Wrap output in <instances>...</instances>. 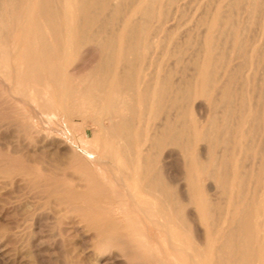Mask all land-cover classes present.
Listing matches in <instances>:
<instances>
[{
  "label": "bare ground",
  "instance_id": "obj_1",
  "mask_svg": "<svg viewBox=\"0 0 264 264\" xmlns=\"http://www.w3.org/2000/svg\"><path fill=\"white\" fill-rule=\"evenodd\" d=\"M165 1H166L165 3L167 5V9H168V5L171 6V5L178 2V0H165ZM231 1L232 2L228 1V4L226 3L227 5L230 4V7L228 6L230 9L233 8V7H231L232 6L231 4H233V6L238 5L237 0H231ZM254 1L246 0V3H245V0H244L243 1L245 3L244 8H248L249 6H253ZM261 1L258 0V2H261ZM243 2L241 3V5L243 4ZM255 2H257V0ZM263 2H261V3L263 4ZM221 3H223V2H221ZM162 4H160L159 0H0V8L1 9L3 8L4 11L6 9L7 10L13 9V13H14V10L16 7H18V6L21 7V12H20V10H18V12L20 13L19 14L20 22H17L18 26L15 28L17 30L18 40L20 38L23 41L24 39H26L28 37H31L33 40L32 43H29V44L26 42H25L26 44L23 43L25 41L24 40L21 43L22 46L19 48L18 53L13 50L15 53V55H14L15 61L19 65V69H20L19 72H21V76L24 79L28 80L32 84L37 79L38 80L40 79L39 78L40 73L46 71V67H47L46 65H48V63L51 61V66L49 65L51 67V79H50L51 80V106L57 104V105L62 107V110L66 109V104L69 101V98H70L69 95L71 92V90L67 84V79H66V73H67L66 68H67V66L75 61V64L72 68L73 70L71 71L75 75L79 74L82 71V69L85 70V68L82 67L80 61H77L74 59V57L77 55L79 48L81 46H84L83 44L86 45V42H88V41L91 42L90 40H93L97 44V48H99L98 50L102 53V56L100 58H98L96 63L91 67L92 70L90 69V71L92 73L90 72V74H88V76L84 80L80 81V85L78 87H76V89L74 90V95H75L76 101L89 111L87 116L89 117L91 122L98 127L99 132L97 134H94L93 137H90L89 139L86 140L85 143L87 144L88 147L79 148V147H76V145L75 146L73 145L72 149H73V153L76 154L75 157L79 156L81 159L85 158L90 169H92V170L101 169V170H108V171L112 170V177L108 178L106 176H103L104 177L103 181L105 180L106 183H108L109 187L112 189L110 191H112L113 194L110 192L109 195H111V194L112 195L110 196V198H108L107 201L105 200L106 206H104V207L102 206L103 207L102 211H100V212L96 211L97 209L100 210L101 208H97L98 206H95L96 208L94 209V206L92 204H95V202L93 200L96 201L97 200L96 197H98L97 195L98 194L101 195V193L98 191L102 192V190L101 189L99 190V188H101L103 186L98 187V184L96 181H98L99 179L97 178L98 179L97 180V179H95L96 177H94V175L92 176L91 174H87L88 172L87 173L85 172V174H82L83 177H80L81 174L79 173L80 174V175L78 174L79 178L76 179L79 181L78 187L81 189H77V185L75 183H74L73 187L71 185L70 189L57 186L58 184H55V183H57L55 181L56 180L59 181V180L57 179L58 177L55 176L56 180L52 184H55L56 186L54 185V187H52V188H54L53 191L57 192V194L54 192V195L55 194L58 195V200L54 199V201L57 200V202H58V201H60L59 199H61V201L63 200V202L72 201L71 204L73 205V199H75V201H79L78 200V198H79V199L83 200L82 204H81V200H80V202H78L80 206H82L84 204V202H87L86 204L88 206L89 202L87 200L94 202V203H89L90 205H92L93 208L91 206L87 207V210H85V212H81L82 214L79 212L82 209L79 210L77 208V207H79V205H77L75 207L78 209L77 213H78V215L80 213V215H79L80 217H81V215H82V217L85 216V218H83V219H86V217H88V215L91 216L90 218H88L89 223L84 221V220L83 221L86 222L87 225L89 224L90 227L88 226V229L92 228L96 232L95 236L98 239V242H97V240H95L96 242L94 244H96V245L93 244L94 246L92 248L95 247L97 249H93V251L98 250V247H97L98 244H99V246H101L100 248L103 247L107 251V248H110L109 245H113V244H116V242L122 241V239H121L122 234H121V232H119V230H122V233L125 234V236H126V241H128V243L130 245H132L133 247L145 248L146 250L140 249L139 254H141V253L145 254L146 253L148 255V259L155 261V264H158L160 261L165 262V264H264V240L261 238L260 232H259L260 230H263L264 226H263V224L257 225L258 220H259L258 217L264 218V203H262L263 202V200L261 198L262 194H260V197H259L260 199H256L257 193H255V192H259V191H255L259 188V186H260V189H259L260 191H261V187L264 189V185H262V186L259 185L256 187L257 189L253 188L252 190H249L250 191L249 194L243 193L244 190H242V189L244 187H241L239 190L235 189V187H234L237 185V187L239 188L240 183L242 184V182H243L242 176L244 175V173H242L243 174L242 176H240L241 174L237 176V174H236L237 165L235 163V161L237 160V159L235 160V157L237 155L241 154V152L245 153V152H247V150L250 151V156H251L252 161H251V164L248 165V167L250 166V168L247 167L249 169V171L254 172V173L261 171L263 173L262 176H264V169H263L264 168V90L259 89L255 103L252 102L253 101L252 100L253 97L251 95L252 91L249 90V88L251 89L250 86L253 85L252 84L253 82L250 83L249 88H248V84L250 81V80H248L249 77L248 78L245 77V79H243L244 77H242V78H240L239 81H240V83H241L242 79L244 81L240 85L241 94L239 96V100H237V97H238L237 91L238 90L236 91L235 88H232V86H231V85H233L232 79H233V73H235V72L232 69L229 70L227 68L228 63L226 64L227 66L223 67V70L221 69L222 72L220 71L221 72L220 74L218 73V71L220 68H222V66L224 64L222 66H220L219 69H217L218 75L215 74L216 67L218 66V61H220V57L222 58V55L225 53V52L223 53L221 46H218V44H217L218 39L221 38V36L223 35L222 30H221L222 26H224L227 23L231 24V22L233 21L232 19L234 18V15H232L233 18H229L228 16H224L225 14L223 15L224 18H222V17L220 18L217 16H214L213 18H211V20L209 22V28H208L209 31H212L213 26L216 25V23L222 25L220 29L218 28L219 26L218 27L215 26V28H217L216 29L217 31L221 30V31H218L217 42H214L213 39H212V41L209 39L208 32H207V35L204 34L202 44L198 45V46H200V48H198L199 50L197 49L198 51H196V53H194L196 56H197V54H199L198 55L199 59H197L198 61L196 63V66H195V68H193L194 70L192 69L194 71V73L192 74L193 76H190L192 79H191V81L188 80L189 78L187 79L188 84H185V86L183 85L184 88H181V86H180L182 81L184 82V79H186V78H184V76H186V75L182 74V73H184L183 71H186V70H183V69H182L183 71L181 70L180 72H182L181 74L183 75L182 77L184 79L182 78L183 79L182 80L181 78H178V79L182 80V81L180 80V85H179V81L177 80L178 83L176 81L178 86L175 85L172 87V84L175 81H172L173 82V83L171 82L172 84L170 83L169 78H168L169 75L166 76V74H169L168 71H167V73H165V72H163L164 74L162 73L163 74L162 78H159L160 72H157V74L154 76L153 80L150 79L152 77L149 78L151 82H149V81L147 82L146 80L144 81V79H142L143 77L141 76V75H143V73H141V72L144 70V69L142 70V67H143L142 65L144 64L143 62H142L143 64L141 65L142 67L140 66L141 60H142L141 56H142V54H144V53H142L144 48H146V47L150 48V46L147 45L148 42H150V41L147 40L148 37H147L146 33H148L149 29H152V27L151 28L149 27L147 32H146V30H147V26H148L149 21L157 22L160 20L159 19V15H160L159 8H160V5H162ZM222 6H224V4ZM222 6L221 7L218 6V8L223 9ZM235 6H234V8H235ZM216 7H217V5H216ZM228 7H227V9L229 10ZM106 8L107 9L109 8V9H108V11L107 10L105 11V12H107V13H105V15L107 17H105L103 19V21H104L103 23H105L106 21L108 22L109 20L111 21L112 19L114 20V18H116L117 20L115 19L116 21H114L117 24V25L115 24L116 29L114 28V24H113L112 32L109 35L108 34L105 35L106 33L105 34L102 33L100 35L99 32H101L103 29H100L97 31L95 30L96 32H94L93 31L94 29H93L92 31L94 33L90 30L91 32H89L90 33L89 34L88 29L91 28V26L96 25L97 21L99 20V16L104 14L102 11ZM218 8H217V10H218ZM241 8H242V6H241ZM257 8L258 7H255V9H257ZM260 8H258L257 10L260 11L262 9V8L261 9ZM165 9L163 7L164 11H165ZM167 9L165 12L163 11L165 13L163 15H166V14L168 15L169 10H167ZM214 9H216V8L214 7ZM224 9H225V7H224ZM263 9H264V4H263ZM225 10L220 11V12L224 13ZM239 10H240V8L238 9V11ZM229 11H231V10H229ZM236 11H237V8H236ZM247 11H248V14H250L249 10H247ZM7 12H9V11H7ZM210 12H212V11H210ZM210 12L208 14H210ZM220 12H219V14H220ZM240 12H241V10H240ZM263 12H264V10H263ZM9 13H11V12H9ZM227 13H229V12H226V14ZM14 14H12L13 17H14ZM208 14L206 16H208ZM219 14L216 13V15H219ZM231 14H234V12L233 13L231 12ZM238 14H239V12H238ZM238 14H236L235 16H237ZM261 14H262V11H261ZM0 15H1V13H0ZM17 15H18V13H17ZM15 16H16V14H15ZM166 16H164V17H166ZM263 16H264V14H263ZM161 17H162V14H161ZM249 17H248V19H249ZM260 17L261 16H259V18ZM237 18H235V19H237ZM15 19H17V18H15ZM207 19L208 18L206 17V20ZM246 19L247 18H245V20ZM256 19L254 18V20H256ZM9 20H10V18L8 19V21ZM254 20L252 21L253 23L255 22ZM110 21H109V23H112ZM203 21L204 20H202V22ZM241 21H242V19L241 20L238 19V20H236V23L240 26ZM99 22H100V20H99ZM99 22H98V24H99ZM152 22H151V26H153ZM243 22L244 21H242V23ZM256 22H258V20H256ZM259 22H260V20H259ZM261 22H263V21H261ZM13 23L16 24V20ZM207 23H208V21H207ZM245 23H246V21H245ZM98 24L96 26L101 25V24H99V25ZM161 24H163V23H161ZM107 25H106V27H107ZM259 25H261V23ZM263 25H264V23H263ZM205 26H207L206 23H205ZM246 26H247V24L242 26V27H244L245 31L247 29V28H245ZM12 27H15V26H12ZM224 27H226V25ZM229 27H231V29H233L232 26H229ZM233 27H235V26L233 25ZM242 27H241V29H242ZM10 28H11V26H10ZM158 28H160V27H158ZM215 28H214V30H215ZM237 28H239V27L237 26ZM2 29H4V28H2ZM113 29H115V30H113ZM235 29L236 28H234V30L232 32H234ZM14 30L12 28V32ZM228 30L230 32V28ZM2 31L0 32L1 36L4 35V33L2 34ZM152 31L154 34H157V32L155 33L154 28L152 29ZM156 31H158V33H159V30H156ZM205 31H206V29H205ZM225 31H226V29H225ZM238 31H240V30H238ZM5 32L7 33V30ZM12 32L9 34H12ZM106 32H108V31H106ZM212 33H213V31H212ZM14 34H12V35H14ZM238 34H240V33H238ZM102 35H104V36H102ZM231 35L232 36H230V33H229V39L231 38V45L234 46L235 49H237L236 47H238V46L235 47V45L240 44V43L236 44L237 36H240V35L236 36L235 32L232 33ZM5 36H6V34H5ZM150 36H149V39H150ZM154 36H156V35H154ZM154 36L152 35V37H154ZM223 36H225V34ZM210 37H211V35H210ZM241 37L242 36H240V38ZM12 38H13V36H12ZM7 39H9V38H6L5 41H7ZM11 39H10V41H11ZM144 40H147V42L145 41V43H147V44L144 45V48H142V47L140 48L139 43H141V41H144ZM238 40H239L238 42H241L243 39L242 40L238 39ZM246 40L248 41V39H246ZM19 42H20V40H19ZM89 42H88V44H89ZM152 42H150V43H152ZM227 42H225L226 45H227ZM243 42H245V40H243ZM5 43L3 44V45H5L4 47H6ZM92 43H94V42H92ZM249 43H250V41H249ZM219 44L221 45V43H219ZM245 44H246V42L243 43L244 46L247 45V44L246 45ZM223 46H224V44H223ZM232 46H231V48H232ZM81 49H82V47H81ZM213 49L214 50L217 49V51L215 50V52H217V53H215L214 58H213L214 55H212ZM235 49H233V51ZM244 49H245V47H244ZM17 50H18V48H17ZM176 50H174V51H176ZM242 50H243V46H242ZM6 51H8V50L6 49ZM146 51H147V49H146ZM50 52H51V54L54 53L55 55H50ZM240 52L242 53L241 49H240ZM0 53H1V51H0ZM14 53L12 52L11 55H13ZM80 53H82V52H80ZM233 53H235V52H233ZM244 53H246V52H244ZM258 53H256V54H258ZM146 54H147V52H146ZM200 54H201V57H200ZM235 54H237V53H235ZM49 55L51 58L49 57ZM198 56H197V58H198ZM257 56L258 55H256V57ZM77 58H79V57H77ZM260 58H261L260 60H258L257 58H256V60L255 59L253 60L254 63L256 64L254 67H255V69H259V70L263 69V71H264V66H262V68H259V65H258L260 63V61L262 60V57H260ZM79 60H82V59H79ZM223 60H224V57H223ZM195 61L196 60H194V62ZM1 62H3V60H1ZM9 62H10V60H9ZM158 62H160V60ZM191 62H193V60ZM251 62L252 61H250V63ZM3 63H5V62H3ZM192 64H191V66H192ZM263 64H260V65H263ZM83 65H84V67H86L84 63H83ZM247 65L248 64H246V66ZM3 66L5 67V65H3ZM230 67H232V65ZM237 68H238V66H237ZM237 68L235 69V71L239 70L240 67L238 69ZM243 68H244V65H243ZM11 70L13 71V69H11ZM158 70H160V66H159ZM188 70H189V68H188ZM240 71L243 72V70H240ZM169 72H170V69H169ZM253 72H255L254 69H253ZM237 73H238V71H237ZM10 74L11 73H9L8 75H10ZM48 74H50V73H48ZM170 74H173V73H170ZM257 74H259V73H257ZM234 75L237 76L236 73ZM235 76H234V80H235ZM180 77H181V75H180ZM260 77L262 79V82H264L263 81L264 75H261ZM42 79H44V78H42ZM16 80L18 81L19 78ZM16 80H15V82H17ZM172 80H175V78ZM236 80H237V78H236ZM46 83H47V85H49L48 80L46 81ZM238 85L239 84L236 85V88H238L237 87ZM34 86L37 87V85H34ZM44 86H45V84H44ZM234 86L235 85H233V87ZM30 89H32V88H30ZM12 91H16V90L12 89ZM27 91H29L28 88H27L26 92ZM7 92H8V90H7ZM43 92L45 94V91H43ZM172 93L174 95H172ZM24 94H26V93H24ZM178 94H179L180 99H182V101L184 99V101L187 104L186 105L184 102V104L186 105L185 109H187L186 111L184 110L185 111L184 114H186L187 118H188L187 122H183L186 120V117H184L185 120H184V118H181V119H183V121H182L183 123L178 122V121H180V120H178V116L181 115V113L180 114L174 113V115L173 116L171 115V117H170V114H168V116H169L168 117L167 113H166V116H164V119H163L164 121L162 120V117L160 116L161 120L163 122L161 121V123H158V125H151V123L154 120L153 118L156 119L160 115V112H162L164 110V109L162 110V108H163V105L165 102H167L166 104H168L169 101L171 104L174 103V106H172L173 108L171 107L172 109H174L175 102L177 99H179ZM235 95L237 97H235ZM198 96H201V98L206 99L211 104L216 105L217 107L220 108L219 114H215V112L218 113V110L215 111V109H214L215 112H213V113L211 112L212 116L210 115L211 113L209 114L211 118L208 116L209 119L208 118L207 119L209 121L206 122L207 124H204V125H200V122H202L201 121L202 119L201 120H200V118H199V120L196 119L197 116L194 113H197V111L193 113V111L191 110V107H192L191 103L193 102V100H196V97H198ZM21 97H22V95H21ZM31 99L33 100L32 104L34 102H35V104H39V103H36L34 97ZM204 99H202V100H204ZM27 100H28V98H27ZM19 101L22 103L24 102L22 100H19ZM27 102L29 104V101H27ZM209 102H206V104L208 103L207 108H208V105L210 104ZM178 104H179V102H178ZM178 104L176 105V107L178 106ZM133 105L142 106V109H141L142 114H141V112L140 113L138 112V113L143 116L142 117L140 115L141 118H139V120H141L143 118L144 123H142V122L141 123H142V125L144 124V126H143L144 129L141 128V126H140L141 123H140V125H139L140 129H143L141 131L139 129L140 132L135 131L136 128L134 129V126L136 124L134 125V123L132 122L133 120L135 122L137 117L135 119H133L134 118L133 116L128 115L127 113L125 114L122 112L123 110H129V108H132ZM199 106L201 107V105H199ZM199 106H198V108H199ZM179 107H180V105H179ZM214 107H212V108H214ZM140 108H138V109H140ZM134 109H136V106ZM210 110H212V109H210ZM165 111L167 112V109ZM207 111H208V113L210 112L209 110H207ZM233 111H237V113H235ZM77 112H79V111H77ZM162 113L164 115V112H162ZM192 115H195L196 118L193 117ZM69 116H71V115H69ZM137 116H139V115L137 114ZM198 116H200V115H198ZM150 120H152L151 123H150ZM105 121H106V123H105ZM90 123H89V125H90ZM237 126H240L239 129L237 128ZM241 127H243V128H241ZM137 130H138V128H137ZM30 133H32V132H30ZM137 133L141 136L140 137L141 139H139V141H137V139H136V138H139V137H136ZM239 133H240V135H238ZM241 133L258 135L260 137L263 136V140L260 142V144H257L258 138H256V139L252 138L250 141H248L249 140L248 139L247 143H246V142H244L245 140H244V137L241 135ZM138 134H137V136H138ZM236 136H242L243 139H242V137H241V139L244 141L236 138ZM136 141H137L138 145H140L139 142L142 145L147 143L145 146H147L149 144V147L144 148L141 145V147L138 146V149L135 148L136 150L134 151V147L135 146L137 147V145H135ZM200 141H202L201 143L204 142V144L206 146L205 147L207 149L206 152L208 153V154H206V156L209 155L208 156L209 158H210V156H213L212 161L208 160L209 161L208 162L206 160L207 162H202L199 159L200 155L203 154L202 153L203 149L201 151L199 150L201 152V154H200V152L195 148V145L198 142L200 143ZM199 143L197 144V146H200ZM163 144H167V145L169 144L168 146H170V144H172L173 146L175 145L178 148H176L175 146L174 147L172 146L173 149L172 148L171 149L172 150H174V149L180 150V154L183 157V161H181V162H183L182 164H184V166L186 168L185 170H188V172H186L187 177H188L187 184L185 187L186 189L183 188L184 185L182 187L179 186V185H181L179 183L177 185L176 182H174L172 180L173 179L172 177H171L172 178L171 180L175 184L174 183L169 184V182L167 183V181L165 182V180H163V178H160L159 174L156 172H155L156 174H153L154 172L152 171L153 173L150 174V172H151L150 166H152V165L149 166L150 161H148L147 158L152 153L154 154V152H153L154 150L152 152L150 151L151 154L149 153V156H148V149L152 148V149H156L158 151L163 147ZM193 146H194V148H193ZM64 148H65V146H64ZM105 148H108V149L114 148V149L120 151L121 153L112 155V154H107L105 152L106 154H102ZM54 149H55V147H54ZM54 149H52V151H54ZM198 149H199V147H198ZM177 150H175V151L177 152ZM56 151H55V153L61 157L63 151L61 152V154L58 150H56ZM169 151H170V149H169ZM195 151L198 152L200 155H198V153L196 155ZM58 152H59V154H58ZM63 154H65V153L63 152ZM172 154L173 153H171V155ZM229 154H232V156L235 160L234 161L232 159L233 162L231 160L232 164L228 160V158L230 157ZM241 155H239V158H242ZM151 157H150V160L154 161ZM175 157H177V156H175ZM208 157H206V158H208ZM160 158L161 157L159 156V159ZM202 159H204V156L202 157ZM81 162H83V161H81ZM159 162L161 163L160 160H159ZM159 162H158V164H159ZM239 162H238V165H241V164H239ZM74 163L76 164V162H74ZM83 163H85V162H83ZM152 164H153V162H152ZM81 165H82V163H81ZM164 165H165V163H164ZM159 166H160V164H159ZM161 168H163V167H161ZM158 169H159L158 172L160 173L161 169L160 168H158ZM258 169H260V170H258ZM79 170H81V168H79ZM10 171L12 172L13 170H10ZM19 171H21V170H19ZM245 171L247 172V169ZM249 171H248V173H249ZM8 172H9V170H8ZM30 172H32V171H30ZM81 172H83V171L81 170ZM162 172H163V170H162ZM162 172H161V174H162ZM165 172L167 173V171H164V173ZM23 173H26V172H23ZM61 173H63V172H61ZM61 173H60V175H61ZM72 173H75V172H72ZM204 173H206V175H208V177H210L212 179L211 183H212V181L215 182L214 185L216 186V188H218V189H215V191L218 190L217 193H219V190H220V193H227L226 192L227 186H228V184L230 185V187H228L229 188L228 190L231 191V192H229V193H231V194H229L230 199L228 200L227 205L224 204L225 207L227 206L226 209L224 210V208H225L224 206L218 207V210L220 209V207H223V209H221V211L224 210L222 212L221 211L219 212V214H220L219 219H221L225 215H227V217L225 216L226 218H223L221 220V226H218V227H216L217 224L214 225V221H213L214 218L216 219L217 217H214L212 219V213H213L214 209L217 210V208H215V206H213V205L212 206L214 208L211 207V208H213V210L211 208H209V205H211V203L214 204V201L213 202L211 201L213 199H211V197L209 196L210 193L208 194V192H210L209 191L210 187H209L208 192L206 193V190L208 188L207 186H209V185L206 186L207 188H205L206 189L205 190V189H202L205 186V184L203 186L199 182V178H201L200 174L204 175ZM17 174L19 176H21L20 174H22V172L21 173L17 172ZM258 174H260V173H258ZM8 175L11 176L12 174L7 173V175H5V176L7 177ZM14 175H16V173ZM166 175H169V174H166ZM248 175L249 174H247L243 177H245V178H246V176L249 177ZM250 175H251V173H250ZM61 176H64V175H61ZM70 176L71 175L69 174L68 177H70ZM76 176H77V174H76ZM253 176L256 177V175H253ZM14 177H16V176H13V178ZM73 177L71 179H73ZM175 177H176V175H175ZM187 177L185 176L184 178H187ZM11 178H9V180H8L9 182H10ZM75 178L73 180H75ZM182 178H183V176H182ZM245 178L243 180L247 179V178L246 179ZM256 178L259 179L260 176L259 177L257 176ZM256 178L253 177V180H251V181L254 182V179H256ZM169 179H170V177H169ZM177 179L182 181L181 179H179V177ZM260 179L262 180V178H260ZM261 180L259 182H261ZM168 181H170V180H168ZM209 181L210 180H208V182ZM51 182H53V181H51ZM82 182H83V184L80 185ZM255 182H256V180H255ZM46 183L49 184V182H46ZM76 183H77V181H76ZM199 183L203 187H200ZM243 183H245L244 185H246V189H248V187L251 186L250 183H249L250 186H248V184H246V182H243ZM263 184H264V182H263ZM59 185H60V183H59ZM135 185H138L149 196H151L152 198H156L157 201L160 202V208L155 207V205L157 203H154L155 204L154 205L155 210L154 209H153L154 211L152 210L154 212V214H151V212L147 208L142 209L141 206H139V207L137 206V208H139L138 212H140L144 216V218H142L141 222L144 223V226L147 228V231H148V232H144V233L141 232V230H142L141 225L142 224L140 223L139 225H137L135 223V220H133L131 217V214H132L131 206H132L133 195H134L133 191H132V187H134ZM215 186H212V187L215 188ZM241 186H243V185H241ZM253 186H255V185H253ZM252 187H250V188H252ZM52 188H51V193H53ZM102 189H105V188H102ZM246 189H245V191H246ZM58 191H61V192L58 194ZM118 191H120V193H121L120 195L115 194ZM60 194H61V196L59 197ZM103 195L101 197H104ZM218 195L216 196L217 198H218ZM224 195L225 196H223V195L222 196L226 197V194H224ZM117 196H120V198L125 199V201H122V202L119 201V203L116 204L114 197H117ZM213 196L215 197V195H213ZM53 197L56 198L57 196H53ZM106 197H108V196L105 195L104 199ZM70 199H72V200H70ZM104 199L102 198L100 200H104ZM105 201H103V202H105ZM57 202H56V204H58L57 206H59L60 202H58V203ZM68 202H66V203H68ZM99 202L101 204V201H98V203ZM217 203H218V200H217ZM221 203L223 204L222 201L219 202L220 205H222ZM61 204H65V203H61ZM76 204H77V202H76ZM85 207L86 206H83L84 209H86ZM62 208H63V206H62ZM66 208H67V206L66 207L64 206L63 209L65 210ZM144 208H145V206H144ZM63 209H62V211H63ZM69 209L73 210L71 207ZM77 209H76V211H77ZM216 210H215V212H216ZM67 211H70V210L67 209ZM73 211H71V212H73ZM101 212H102L101 215H103V213L105 214L103 217H101V215L98 216V213H101ZM215 212H214V216L215 215L217 216L218 214L217 213L215 214ZM221 215H222V217H221ZM76 216H77V214H76ZM255 217L257 218V222H255V219H253ZM71 218H73V217H71ZM263 218L261 220H263ZM217 220H218V218H217ZM74 222H76V221H74ZM70 223H73V222H70ZM218 223L220 225V222H218ZM223 223H227V224H223ZM261 223H264V221ZM75 224L76 223H73V225H75ZM73 225H70V227L71 226L73 227ZM83 227H86V229H87V226H83ZM150 228L153 229V232L150 230ZM71 229L68 227V229H66V230H69V232H70ZM177 230H179V232L183 235V237H181V239H183V240L175 238V236L178 233ZM90 231L88 230L89 233H90ZM84 232H86V231L84 230ZM95 232H91V236L93 233L95 234ZM71 234L73 235V233H71ZM158 234H161V236H159ZM95 236H92V238L95 239ZM71 246H72V244H71ZM72 249H74V248H72ZM97 252L99 253L100 251H95V253H97ZM100 254H101V252H100ZM127 254L125 253L123 255V253H122L121 257H123ZM113 256H114L113 258H116V256L114 254H113ZM113 258L111 260H113ZM118 258H119V256H118ZM123 259H126V257H123ZM125 261H123V262H125ZM140 261H143V260H140ZM97 264H99V263H97ZM133 264H134V262H133Z\"/></svg>",
  "mask_w": 264,
  "mask_h": 264
},
{
  "label": "rangeland",
  "instance_id": "obj_2",
  "mask_svg": "<svg viewBox=\"0 0 264 264\" xmlns=\"http://www.w3.org/2000/svg\"><path fill=\"white\" fill-rule=\"evenodd\" d=\"M159 1H160V4L163 3L162 5H160V8H159V11H160V15H159L160 20L159 21L160 22L159 21H157V22L149 21L148 26H147V30H146V32H147L148 28L152 27V29L153 28L155 29V33L157 32V34H154L153 33L154 30L152 31V29H149L148 33H146L147 37H148L147 40H149L150 42H152V41L153 42L152 43L148 42V44L145 43V41L147 42V40L141 41V43L138 42L140 45V48L141 47L144 48V45H146V44L148 46H150V48L146 47V48H144V50L142 49L143 50L142 53H144L141 56L142 60H141V64H140V66H141L144 63L142 65L143 67L141 66L142 70L144 69L141 72V73H143V75H141L143 77L142 79H144V81L146 80L147 82L148 81L151 82L150 79L153 80V78L157 74V72H160L159 75L161 77L159 76V78H162L163 77L162 75L164 74L163 72L167 73V71H168L169 74H166V76L169 75L168 78H169L170 83L172 81H175L174 83L172 82L173 84L171 83L172 87H173L175 85L178 86V84H177L178 81H179V85H180V80L183 78L182 74H184V75H186V76H184V78H186V79L183 78L184 82L182 81L183 80L182 79L181 80L182 83L180 85L181 88H184L185 84H188L187 83L188 80L191 81V79H192L190 76H193L192 75L194 73L193 68H195L196 63L198 61L197 59H199V56H198L199 54H197V56H198V58H197V56L194 53H196V51L199 50L198 48H200V46H198V45L202 44L204 34L207 35V32H208L209 39L211 41L213 39L214 42H217L218 31L222 30V34L223 35L225 34V36L222 35L221 38L218 39L217 44H218V46H221L223 53L224 52L225 53L222 55V58L220 57V61H218V66L216 67L215 74L216 75H218V73L220 74L223 70V67L227 66V65L229 66V67L227 66V68L229 70L232 69L236 73L237 76H235L234 75L235 73H233V79H232V84L235 86L234 87H233V85H231V86H232V88H235L236 91L238 90L237 91L238 97L235 95V97H237V100H239V96L241 94L240 85L244 81L243 79H245V77H247V78L249 77L248 80H250V81L248 84V88H249L250 83L253 82L252 83L253 85L250 86L251 89L249 88V90L252 91V92L250 91L252 93L251 95L253 97L252 102L255 103L256 97H257L258 92H259L258 90L259 89L264 90V82H262V79L260 77L261 75H264V71H263V69H261V70L255 69L254 66L256 64L253 61L254 59L256 60V58L258 60H260L261 59L260 57H262V60L260 61V63L258 65H259V68H262V66H264V64H263L264 63L263 62L264 61L263 60L264 59V27H263L264 26L263 25V23H264V16H263V14H264V12H263L264 2L263 1L264 0H262V1L260 0L261 2H263V4L261 2H258V0H257V2H255L256 0L255 1L252 0V1H254L253 6H249L248 8H244L246 0H245V3L243 2L244 0H242V1L237 0L239 6L241 5L242 2L244 5L243 4L241 5L242 8H241V6L239 7L238 5H236V6L234 5L235 6V8H234L233 4H231L232 5L231 7H233L231 9L229 8L230 4L227 5L228 1L232 2L231 0H227V1L226 0H178L177 3H175L171 6L168 5V9H167V5L165 3L166 2L165 0H159ZM220 1L223 3H221ZM223 4H224V6H222ZM216 5H217V7H216ZM225 5L227 7L229 6L228 8L231 11H229ZM218 6L219 7L222 6L223 9L225 7V9H226V10L224 9L225 12L224 13L220 12V11H224V10L221 8H218ZM163 7H164V9L166 8L170 12V13L168 12V15L166 14L167 16L163 15V14H165L164 12L166 11V9H165V11L163 10ZM214 7L216 9H214ZM238 7L240 8L241 12H240V10L238 11V9H239ZM255 7H258L261 10L259 11V10H257L258 8L255 9ZM217 8H218V10H217ZM236 8H237V11H236ZM108 9L107 8L104 9L102 11L104 14L99 16L100 22L98 20L96 25L98 24V22L101 25L98 24L99 26H96V25H93L94 27L91 26V28L88 29V33L91 32L93 29H94L93 30L94 32H96L97 30L103 29L101 32H99V34L101 35L102 33L103 34L106 33L105 35H107V34L109 35L112 32L113 24H114V28L116 29V26H115L116 22H114L117 20L116 18H114V20L112 19L113 21L109 20L112 23H109V21L108 22L106 21L105 23H103L104 22L103 19L105 17H107L105 15V13H107V12H105V11L106 10L108 11ZM18 10H20V12H21L20 6L16 7L14 10V13L17 16L16 17L15 14L13 13V9L12 10L6 9L4 11L3 8L2 9L0 8V13H1V15H0L1 16L0 17V20H1L0 21V23H1L0 24V32L3 30L2 34L4 33L3 36H1V33H0V37H1L0 38V51H1V53H0V264H97V263H99V264H121L125 260L126 261L123 262L122 264H133V262H134V264H155V261L148 259V255L146 253L145 254L141 253L142 255L139 254V252H140L139 250L140 249L146 250L145 248L133 247L132 245H130L128 243V241H126V236H125V234L122 233V230H119V232H121V234H122L121 235L122 241L116 242V244H113V245H109L110 248H107V251L103 247L100 248L101 246H99V244L97 243L98 244V246H97L98 250L93 251V249H97L95 247L94 248H92V247L94 245H96L94 243L96 242L95 240H97V242H98V239L95 236L96 235L95 230L92 228L88 229L89 224L88 225L86 224V222L89 223L88 218H90L91 216L88 215V217H86V219H83V218H85V216L82 217V215H81L82 218L79 216L81 212H85V210H87V207H89V206L92 207V205L94 206V209L96 208L95 206H98L97 208H101L100 210L97 209L96 211H99V212L102 211V208L104 206H106V201L113 194V192L110 191L112 189L109 187L108 183H106L105 180L103 181V179H104L103 176H106L108 178L112 177V170L108 171V170H101V169H97V170L90 169L85 158L81 159L79 156H77L78 158L75 157L76 154L73 153V149H72L73 145L74 146L76 145V147H79V148L88 147L87 144L85 143L86 140L89 139L90 137H93L94 134H97L99 132L98 127L96 125H94L91 122V120L89 119V117L87 116L89 111L76 101V98L74 95V90L76 89V87H78L80 85V81L84 80L88 76V74H90V72H91L90 69L92 70L91 67L96 63L98 58H100L102 56V53L98 50L99 48H97V44L93 40H90L91 42L88 41L89 44H88V42H86V45L83 44L84 46H81L82 49H81V47L79 48L77 55L74 57V59L77 61H80L82 67L85 68V70L82 69V71L79 74L75 75L71 72L73 70L72 68L75 64V61L67 66V68H66L67 69L66 79H67V84H68L71 92L69 95L70 96L69 101L66 104V109L62 110V107L57 105V104H55L56 106L55 105L51 106V80H50L51 79V67H50L51 61L49 62L50 64L48 63V65H46L47 66L46 71L40 73V76H39L40 81L37 79L32 84L28 80L24 79L21 76V72H19L20 71L19 65L15 61L14 51H16L18 53L19 48L22 46L21 43L24 40L25 41L23 43L26 42L28 44L32 43V41H33L31 37H28L29 39L26 38L23 41L19 38L20 42L18 40L17 30L15 29L18 26L17 22H20V20H19L20 19V16H19L20 13L18 12ZM247 10H249L250 14H248ZM7 11L14 14V17L11 13H9ZM210 11H212L213 13ZM261 11H262V14H261ZM209 12H210V14H208ZM219 12H220V14L221 13L222 14L220 15ZM226 12H229V13L226 14ZM231 12L232 13L234 12V14H231ZM238 12H239V14H238ZM17 13H18V15H17ZM216 13L219 14L220 16L216 15ZM161 14H162V17H161ZM207 14H208V16H206ZM236 14H238L239 16L238 15L235 16ZM223 15L228 16L229 18H233L232 15H234V18L232 19L233 23L230 21L231 24L230 23L225 24L227 28L224 27L225 25L222 26V25L216 23V25H214L213 29H212L213 33H212V31H209L208 28H209V22H210L211 18H213L214 16L224 18ZM164 16H166V17H164ZM247 16L248 17L250 16L249 19ZM259 16H261V17L259 18ZM206 17L208 18L207 20H206ZM9 18H10V20L8 21ZM15 18H17V19H15ZM235 18H237V19H235ZM240 18L244 22L242 23V21H241V24L239 23L240 24V26H239L236 23V20H238V19L241 20ZM245 18H247L248 20L247 19L245 20ZM254 18L255 19L257 18L256 20H258V22L260 20V22L259 23L256 22V20H254ZM12 19L14 21L16 20V24L13 23L14 21ZM202 20H204L203 21L204 23L202 22ZM253 20L255 21L254 23L252 22ZM207 21H208V23H207ZM245 21H246V23H245ZM261 21H263V22H261ZM151 22H152L153 26H151ZM161 23H163V24H161ZM205 23L207 26H205ZM260 23H261V25H259ZM232 24L235 27H233ZM245 24H247V26L245 27V28H247L246 31H245L244 27H242ZM106 25H107V27H106ZM10 26H11V28H10ZM12 26H15V27H12ZM215 26L216 27L219 26L218 27L219 29L222 26V29L217 31L216 30L217 28H215ZM229 26H232L233 29H231V27H229ZM237 26L239 28H237ZM158 27H160V28H158ZM241 27H242V29H241ZM2 28H4V29H2ZM12 28H13V30L15 29L13 31L15 34L12 32ZM214 28H215V30H214ZM224 28L226 29V31ZM229 28H230V32L228 30ZM234 28L237 29V30L235 29V31H234L236 33V36L240 35L243 37V38L242 37L240 38V36H237V42H236V44L240 43L243 46V50H242V46L240 44L235 45V47L238 46L241 49L242 53L240 52V49L238 47H236L237 49H235L234 46L231 45V38L229 39V33H230V36H232L231 34L234 33V32H232L234 30ZM115 29H113V30H115ZM205 29H206V31H205ZM6 30H7V33L5 32ZM156 30H159V33ZM238 30H240V31H238ZM106 31H108V32H106ZM11 32L14 35L9 34ZM237 32L240 34H238ZM5 34H6V36H5ZM152 35L153 36L156 35V36L152 37ZM210 35H211V37H210ZM12 36H13V38H12ZM102 36H104V35H102ZM149 36H150V39H149ZM6 38H9V39H7V41H5ZM10 39H11V41H10ZM238 39L245 40V42L247 44V45L246 44L245 45L247 47L243 45V43H245V42H243V40L241 41L242 42L241 43V42H238L239 41ZM246 39H248V41ZM224 41L227 42V45ZM249 41H250V43H249ZM92 42H94V43H92ZM4 43L6 44V47H4L5 46V45H3ZM219 43H221V45ZM223 44H224V46L225 45L226 46L224 47ZM231 46H232V48H231ZM244 47H245V49H244ZM3 48L4 49L6 48L8 51H6V49L4 50ZM17 48H18V50H17ZM146 49H147V51H146ZM233 49H235L236 51L235 50L233 51ZM174 50H176V51H174ZM215 50L217 51V49H215ZM215 50L213 49V51H212V55H214L213 58L215 57V53H217V52H215ZM145 51L147 52V54ZM12 52L14 53L13 55H11ZM80 52H82V53H80ZM233 52H235L237 54H235ZM244 52H246V53H244ZM256 53H258V54H256ZM255 54L258 56L256 57ZM50 55H55V54L54 53L51 54V52H50ZM50 55H49V57H50ZM77 57H79V58H77ZM200 57H201V54H200ZM223 57H224V60H223ZM8 59L10 60V62ZM79 59H82V60H79ZM1 60H3V62H5V63L1 62ZM159 60H160V62H158ZM192 60H193V62H191ZM194 60H196V61L194 62ZM250 61H252L253 63L252 62L250 63ZM83 63L85 64L86 67H84ZM192 63L193 64L195 63V64L193 65ZM191 64L193 67L191 66ZM246 64H248V65L246 66ZM260 64H263V65H260ZM3 65H5L6 68ZM158 65L160 66V70H158V68H159ZM231 65H232V67H230ZM243 65H244V68H243ZM220 66H222V68H220ZM237 66H238V68L239 67L240 68H239V70L235 71ZM188 68L190 71L188 70ZM11 69H13V71ZM169 69H170V72H169ZM182 69L186 70V71H183ZM217 69H219L218 73H217ZM253 69L255 70V72H253ZM181 70L184 73L180 72ZM240 70H243V72ZM256 70L257 71L259 70V71L257 72ZM237 71H238V73H237ZM9 73H11V74L8 75ZM48 73H50V74H48ZM170 73H173V74H170ZM257 73H259V74H257ZM180 75H181V77H180ZM234 76H235V80H234ZM150 77H152V78H150ZM242 77H244V78L242 79V81L240 83L239 80ZM18 78H19V80L17 81L16 79H18ZM42 78H44V79H42ZM174 78H175V80H172ZM178 78H181V79H178ZM236 78H237V80H236ZM15 80L17 82H15ZM47 80L49 81V85H47V83H46ZM176 81H177V83H176ZM44 84H45V86H44ZM237 84H239L237 86L238 88H236ZM34 85H37V87ZM27 88L29 89V91L26 92ZM30 88H32V89H30ZM12 89L16 90V91H12ZM7 90H8V92H7ZM43 91H45V94ZM24 93H26V94H24ZM20 94L22 95V97ZM172 95H174V94L172 93ZM33 97L35 98L36 103H39V104H35V102L32 104L33 100L31 98H33ZM178 97H179V94H178ZM199 97L201 98V96H198V97H196L197 101L193 100V102L191 103V105H192L191 110L193 111V113L197 111V113H194V114H196L197 118L195 115H192V116L195 117L197 120H199V118H200V120L202 119L201 120L202 122H200V125H204V124H207L206 122L209 121L208 119H209L210 115L212 116L213 112L218 110V113L215 112V114H219L220 108L217 107L216 105L211 104L206 99H204V98L200 99ZM27 98H28V100H27ZM202 99H204L205 101ZM19 100H22L24 102L22 103ZM27 101H29V104ZM178 102H179V104H178ZM184 102H185L184 99L182 101V99H180V97H179V99H177L175 102L174 109H172L173 108L172 106H174V103L171 104L169 101L170 104L168 103L169 104L168 105V104H166L167 102H165L163 105V108H162V110L164 109L162 111V112H164V115L162 112H160V115L156 119L153 118L154 119L153 122L155 124L152 122V120H150V123L152 122L151 125H158V123H161V121L164 119V116H166V113H167V116H168V114H170V117H171V115L173 116L174 113H177V114L181 113V115L178 116V120H180L178 122L179 123L187 122V120H188L187 115L184 114L185 111L187 110V109H185L187 104L185 102V104H186L185 105ZM206 102H209L211 104V105L209 104L210 106L208 105V108H207L208 103L206 104ZM177 104H178V106L176 107ZM198 104L201 105V107ZM179 105H180V107H179ZM135 106H136V109H134ZM198 106H199V108H198ZM211 106L212 107L215 106V107L212 108ZM169 107L170 108L172 107V108L170 109ZM132 108H129V110H123L122 112L125 114L127 113L128 115L133 116L134 117L133 119H135L137 117L136 120L138 122L136 120L134 122L133 119H132L133 120L132 122L134 123V125L136 124L134 126V129L136 128L135 131L138 132L140 129V126H141V128L144 129V127H143L144 124L142 125V123H144L143 118L141 120H139V118H141L140 115L142 114V112H141L142 106L133 105ZM138 108H140V109H138ZM209 108L212 110H210ZM166 109H167V112L165 111ZM214 109H215V111H214ZM207 110H209L210 112L208 113ZM77 111H79V112H77ZM138 112L139 113L141 112V114H139ZM233 112L237 113V111H233ZM137 114L139 116H137ZM69 115H71V116H69ZM198 115H200V116H198ZM160 116L162 117V120H161ZM184 117H186V120ZM181 118H184L185 121H183V119H181ZM89 123L91 126L89 125ZM105 123H106V121H105ZM140 123H141V125H140ZM239 127L240 126H237L238 129H239ZM137 128H138V130H137ZM241 128H243V127H241ZM143 129H140V131ZM30 132H32V133H30ZM137 134H136V137H139V138H136V139H137V141H139V139H141L140 138L141 136L139 134L137 136ZM238 135H240V133ZM241 135L244 137L245 141L242 140L243 139L242 136H236V138H238V139H240L246 143H247L248 139H249L248 141H250L252 138L253 139L258 138L257 144H260V142L263 140V136L260 137L258 135H253V134L251 135V134H244V133H241ZM241 137H242V139H241ZM137 141L135 143V145H137V147L136 146L134 147V151L136 150L135 148L138 149V146L141 147V145H142L140 142H139L140 145H138ZM201 142L202 141H200V143L198 142L200 146H197V144H198L197 143L195 145V148L198 151L199 150L201 151L203 149L202 150L203 154L200 155L201 152L199 151L200 152V154H199L198 152H196L197 150L195 149L196 155H197V153H198V155H200L199 159L202 162H207L208 160L212 161L213 156H210V158L208 157L209 155L206 156V154H208L206 152L207 151V149L205 148L206 146H205L204 142L203 143H201ZM146 144H143L142 147H144V148L149 147V144L147 146H145ZM168 145L163 144V147L158 151L156 149H152V148L148 149V156H149V153L151 154V152L154 150L153 151L154 154L152 153L147 158L148 161H150L149 166L152 165V166H150V168H151L150 174H152L153 172H154L153 174L158 173L160 178H163V180H165V182L167 181V183L169 182V184L176 182L177 185L179 183V184H181V185H179L180 187H182L184 185L183 188H185L186 184H187V180H188V177L186 174V172H188V170H185L186 168H185L184 164H182L183 162H181V161H183V157L180 154V150H177V149L172 150L173 145L172 144H170V146H168ZM64 146L66 149L64 148ZM54 147H55V149H54ZM198 147H199V149H198ZM176 148H178V147H176ZM193 148H194V146H193ZM52 149H54V151H52ZM169 149H170V151H169ZM56 150H58L60 152V154L62 151L65 154H63V152H62V155L60 157L59 155H57L55 153ZM175 150H177V152ZM59 152H58V154H59ZM105 152L107 154H112V155L121 153L120 151H118L114 148H110V149L105 148L102 154H106ZM171 153H173V154L171 155ZM241 154H239V155H241L242 158H239V155L236 156L237 158L235 157V160L239 159L238 161L234 160L232 154H229L230 159L228 158V160H229V162H231L232 159L235 161V163L237 165V169H236L237 176L240 174H241L240 176H242L243 175L242 173H244L243 176L249 174L248 175L249 177L246 176L247 179L242 176V181L246 182V184H248V186H250L249 185V183H250L251 184L250 187H252L253 185H255V186H253L252 188L247 186L248 189H246V185H244L245 183H243V182H242V184L240 183L239 188L237 187V185L234 186L235 189H238V190L241 187H244L242 189V190H244L243 193L249 194L250 193L249 190H252L253 188L257 189L256 188L257 186L264 185L263 184V182H264L263 177L264 176H262L263 173L261 171H258L257 173L249 171L248 168H250V166L248 167V165H250L251 161H252L249 150H247V152H245V153L241 152ZM174 155L177 157H175ZM159 156L161 157L160 159H159ZM203 156H204V159H202ZM205 156L208 157L209 159L206 158ZM150 157L154 161L150 160ZM158 159L161 161V163L159 162ZM233 160H232V162H233ZM81 161L85 162L86 164L81 162ZM151 161L153 162V164ZM74 162H76V164ZM158 162H159L160 166H159ZM232 162H231V164H232ZM238 162L241 165H238ZM81 163H82V165H81ZM164 163H165V165H164ZM161 167H163V168H161ZM79 168H81V170L83 172H81V170H79ZM158 168L161 169L160 170L161 172L163 170L162 174H161V172L160 173L158 172L159 171ZM246 169H247V172L245 171ZM260 169H258V170H260ZM8 170H9V172H8ZM10 170H13V171L11 172ZM19 170H21V171H19ZM30 171H32V172H30ZM164 171H167V173L166 172L164 173ZM248 171H249V173H248ZM17 172L18 173L22 172V174H20L21 176H19L17 174ZM23 172H26V173H23ZM61 172H63V173H61ZM72 172H75V173H72ZM85 172L86 173L88 172L87 174H91L92 176L94 175V177H96L95 179H97V178L99 179V180L97 179L98 181H96L98 184V187L103 186V187L99 188V190L101 189L102 192L97 190L98 192L101 193V195L98 194L97 195L98 197H96L98 201H101V204H100V202L98 203L97 200H96L97 202L95 200H93L95 202V204L90 205L89 203H94V202L87 200L89 202L88 206L86 204L87 202H84V204L82 206H80L78 202H80L81 199L78 198L79 201H75V199H73V205L71 204L72 201H70V202L66 201V202H68V203H66V202H63V200L61 201V199H59L61 201V202L58 201V202H60L59 203L60 207L57 206L58 204H56V202L58 200V195H56L57 192L53 191L54 188H52V187H54L55 184H58L57 186H59V187H65V188L70 189L71 185L73 187L74 183H75L77 185V189H81L78 187L79 181L76 179L79 178V176H78L79 173L82 175V174H85ZM7 173H9V174L11 173L12 175L11 176L8 175L6 177L5 175H7ZM15 173H16V175H14ZM60 173H61V175H64V176H61ZM250 173H251V175H250ZM258 173H260V174H258ZM69 174L72 177L74 176L73 179L76 177L75 180L71 179L72 178L71 176L68 177ZM76 174L78 177L76 176ZM166 174H169V175H166ZM81 175H80V177H83V175L82 176ZM175 175L177 178L179 177V179H181L184 183L182 181L178 180L175 177ZM184 175L187 178H184L185 177ZM253 175H256V177L260 176V178H262V180L259 178L261 180V182H259L260 180L257 179ZM13 176H16V177H14L15 179L13 178ZM55 176L58 177L57 179L59 181H57L55 179L56 178ZM182 176H183V178H182ZM252 176L254 178H256V179H254V182L251 181V180H253ZM8 177L9 178L12 177L10 179V182L8 181L9 180ZM169 177H170V179H169ZM200 177L201 178H199V182L203 186L205 184V186L204 187L201 186L200 183H199V186L203 187L202 189H205L208 187L207 190L205 189L206 193L208 192L209 187H210V190H209L210 192H208V194L210 193L209 196L211 197V199H213L211 201L212 202L214 201V204L211 203V205H209V208H211L213 206H215V208H217V210L214 209V211L212 213V219L214 217L218 218V220H217V218L216 219L214 218V220H213L214 225L217 224L216 227L221 226V220L223 218H226L227 215H225L226 217L225 216L222 217V215H221L222 218L219 219L220 218L219 212L221 211V209H223V207H220L219 210H218V207L224 206V204L225 205L228 204V200L230 199L229 194H231V193H229L231 191L228 190L229 189L228 187H230V185L228 184V186H227V190H226L227 193H220V190H219V193H217L218 190L215 191V189H218V188H216V186L214 185L215 182L212 181V183H213L212 184L211 183L212 179L210 177H208V175H206V173H204V175L200 174ZM206 178L210 181L208 182V180ZM244 178L247 181L243 180ZM168 180H170V181H168ZM255 180H256V182H255ZM51 181H53V182H51ZM54 181L57 183L52 184V183H54ZM76 181H77V183H76ZM46 182H49V184H47ZM59 183L61 186L59 185ZM82 184H83V182L80 185H82ZM207 185H209V186H207ZM241 185H243V186H241ZM212 186H215V188H213ZM51 188H52L53 193H51ZM102 188H105V189H102ZM245 189H246V191H245ZM259 189H260V186L257 190H255V191H259V192H255V193H257L256 199H260L259 198L260 194H262L261 195L262 196L261 198L263 200L262 203H264V198H263L264 197L263 196L264 195V189L262 187H261V191ZM132 191H133L134 195H133V201H132V206H131V210H132L131 217L133 220H135V223L137 225H139L140 223L142 224L141 225L142 230L140 229L142 233L148 232L147 228L144 226V223L141 222V220H142V218H144V216H143V214L138 212L139 208H137V206L138 207L141 206L142 209L147 208L151 212V214H154L153 211L155 210V207L160 208V202L157 201L156 198H152L151 196H149L138 185H135L134 187H132ZM54 192L56 193L55 195H54ZM60 192L61 191H58V194ZM110 192L112 193L111 195H109ZM61 194L59 195V197L61 196ZM115 194L120 195L121 193H120V191H118ZM212 194L215 195V197L218 194L220 196L218 195V198L217 197L215 198ZM221 194L223 196H225L224 194H226V197H223ZM102 195L104 197H105V195H107L108 197H106L104 199V197H101ZM53 196H57V197L54 198ZM99 198L100 199L103 198L104 200H100ZM54 199H57V200H55L56 202L54 201ZM70 200H72V199H70ZM114 200L116 201V204L119 203V201L120 202L125 201V199L120 198V196L114 197ZM217 200H218V203H217ZM219 200L223 202V204L221 203L222 205L219 204V202H220ZM103 201H105V202H103ZM76 202H77V204H76ZM61 203H65V204H61ZM82 203H83V200H81V204ZM154 203H157V204L155 205ZM77 205H79V207H80V208L77 207L79 210L80 209L83 210V211L82 210L79 211L80 212L79 215L77 213L78 209L75 208ZM143 205L145 206V208ZM154 205H155V207H154ZM62 206H63V208H64V206L65 207L67 206V208L64 210L62 208ZM83 206H86L85 207L86 209H84ZM68 207L69 208L71 207L74 211L69 209ZM226 207L224 208V210L226 209ZM213 208H211V209L213 210ZM62 209H63V211H62ZM67 209L70 211H67ZM76 209H77V211H76ZM215 210H216V212H215ZM224 210H222V211H224ZM71 211H73V212H71ZM214 212H215V214L217 213L218 215L214 216ZM76 214H77V216H76ZM101 214H102V212L98 213V216H100ZM104 215L105 214L103 213V215H101V217H103ZM71 217H73V218H71ZM258 218H259V220H258L257 225L263 224V226H264V223H261L264 221V218L263 217H258ZM262 218H263V220H261ZM253 219H255V222H257L256 217ZM73 220L76 222H74ZM83 220L86 222H84ZM70 222H73L76 224L73 225V223H70ZM218 222H220V225ZM223 224H227V223H223ZM70 225H73V227L72 226L70 227ZM83 226H87V229H86V227H83ZM68 227L70 229L72 228L70 230V232L73 233V235L69 232V230H66V229H68ZM84 230L86 232H84ZM88 230L89 231L91 230L90 233L88 232ZM150 230L153 232L152 228H150ZM177 231H178V233L175 236V238L181 239V237H183V235L179 232V230H177ZM263 231H264V228H263V230H260L259 232H260L261 238L264 240V236H263L264 232ZM91 232H95V234L94 233L92 234V236H95V239L92 238ZM158 235L161 236V234H158ZM181 240H183V239H181ZM71 244H72V246H71ZM72 248H74V249H72ZM95 251H100L101 254H100V252L95 253ZM111 252L116 256V258H113L114 256ZM122 253H123V255L125 253L126 254L128 253L127 254L128 256L127 255L123 256V257H126V259H123V257H121ZM118 256H119V258H118ZM112 258H113V260H111ZM140 260H143V261H140ZM158 264H165V262L160 261Z\"/></svg>",
  "mask_w": 264,
  "mask_h": 264
}]
</instances>
